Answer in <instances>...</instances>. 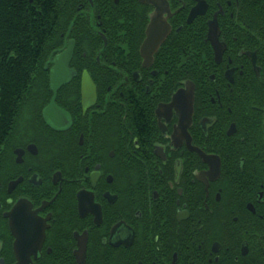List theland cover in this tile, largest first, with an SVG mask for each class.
I'll use <instances>...</instances> for the list:
<instances>
[{
    "label": "flooded vegetation",
    "instance_id": "af4514ba",
    "mask_svg": "<svg viewBox=\"0 0 264 264\" xmlns=\"http://www.w3.org/2000/svg\"><path fill=\"white\" fill-rule=\"evenodd\" d=\"M55 1L0 264H264V0Z\"/></svg>",
    "mask_w": 264,
    "mask_h": 264
},
{
    "label": "trees",
    "instance_id": "16d2710c",
    "mask_svg": "<svg viewBox=\"0 0 264 264\" xmlns=\"http://www.w3.org/2000/svg\"><path fill=\"white\" fill-rule=\"evenodd\" d=\"M63 8L55 0H0V165L10 130L31 104L30 89L38 95L44 87L43 59L60 40Z\"/></svg>",
    "mask_w": 264,
    "mask_h": 264
},
{
    "label": "water",
    "instance_id": "95a60500",
    "mask_svg": "<svg viewBox=\"0 0 264 264\" xmlns=\"http://www.w3.org/2000/svg\"><path fill=\"white\" fill-rule=\"evenodd\" d=\"M143 2H146V3H156L157 5L159 4L158 3V0H142ZM160 1V0H159ZM154 19L155 18H153L152 19V23H151V26H150V28H149V35H150V33H151V36H152V39H151V42L153 41V38H154V26H155V22H154ZM149 45H151V43L149 44L148 43V46ZM52 81H55L54 80V77L52 78ZM54 93L56 94V92H57V89L59 88V85H57V84H55L54 85ZM54 98H55V96H54ZM54 98H53V100H54ZM22 258L20 257L19 258V261L16 263V264H31L30 263V261H26V260H21Z\"/></svg>",
    "mask_w": 264,
    "mask_h": 264
}]
</instances>
